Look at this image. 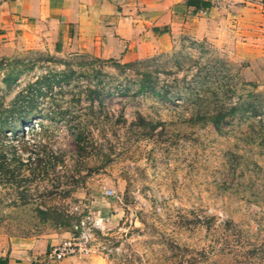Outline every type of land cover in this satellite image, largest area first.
<instances>
[{"label": "rangeland", "instance_id": "rangeland-1", "mask_svg": "<svg viewBox=\"0 0 264 264\" xmlns=\"http://www.w3.org/2000/svg\"><path fill=\"white\" fill-rule=\"evenodd\" d=\"M34 35L0 38L1 253L90 211L79 264H264V55L180 36L124 66Z\"/></svg>", "mask_w": 264, "mask_h": 264}, {"label": "crops", "instance_id": "crops-1", "mask_svg": "<svg viewBox=\"0 0 264 264\" xmlns=\"http://www.w3.org/2000/svg\"><path fill=\"white\" fill-rule=\"evenodd\" d=\"M184 1L0 0V38L32 39L44 30L72 52L123 64L167 50L180 36L217 42L234 38L239 58L264 55V0H205L209 5L199 10ZM228 24H234L233 36ZM62 236L66 233L13 237L8 251H0V264H79L75 256L48 258Z\"/></svg>", "mask_w": 264, "mask_h": 264}, {"label": "built area", "instance_id": "built-area-1", "mask_svg": "<svg viewBox=\"0 0 264 264\" xmlns=\"http://www.w3.org/2000/svg\"><path fill=\"white\" fill-rule=\"evenodd\" d=\"M261 9L264 12V2H260ZM106 196H112L114 191L106 188L103 190ZM74 210H78L75 207ZM80 217H76L71 225L72 236L69 240H62L53 245L48 251V258L52 261H60L68 256L81 258L92 252L93 233L95 230L101 232L106 228V215L94 216L90 211L79 213Z\"/></svg>", "mask_w": 264, "mask_h": 264}, {"label": "trees", "instance_id": "trees-1", "mask_svg": "<svg viewBox=\"0 0 264 264\" xmlns=\"http://www.w3.org/2000/svg\"><path fill=\"white\" fill-rule=\"evenodd\" d=\"M184 4L187 5V6H194V9H195V10H199L200 8H205V7H207V6L209 5V3H208L207 1H205V0H185V1H184ZM138 61H139V60H138ZM138 61L125 63L124 66H132L133 64H135V63L138 62ZM67 77H69V76H67ZM67 77H65V79H67ZM48 79H49V78H45V79L43 80V84H44V83H45V84H48V83H49V82H48V81H49ZM24 102H26V100H24ZM21 108H23V107H21ZM27 123H28L27 118H26L25 116H23V117L21 118L20 122H19V126H16V125H8L7 128H10V129H9L10 132H16V130H18V128L24 130V129H23V126H25ZM31 128H33V127H31ZM23 133H24V132H23ZM37 160L40 161V162L42 161L41 158H39V159L37 158Z\"/></svg>", "mask_w": 264, "mask_h": 264}]
</instances>
